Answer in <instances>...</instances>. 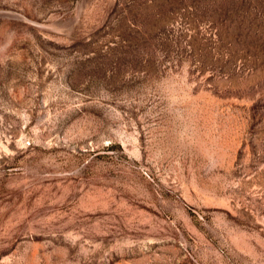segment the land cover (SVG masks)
<instances>
[{"label": "rangeland", "instance_id": "rangeland-1", "mask_svg": "<svg viewBox=\"0 0 264 264\" xmlns=\"http://www.w3.org/2000/svg\"><path fill=\"white\" fill-rule=\"evenodd\" d=\"M0 264H264V0H0Z\"/></svg>", "mask_w": 264, "mask_h": 264}]
</instances>
